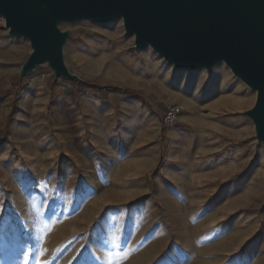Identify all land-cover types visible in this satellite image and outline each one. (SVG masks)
<instances>
[{
	"label": "rangeland",
	"instance_id": "1",
	"mask_svg": "<svg viewBox=\"0 0 264 264\" xmlns=\"http://www.w3.org/2000/svg\"><path fill=\"white\" fill-rule=\"evenodd\" d=\"M60 27L83 83L20 78L29 42L0 22V264H264L255 92L135 50L120 19Z\"/></svg>",
	"mask_w": 264,
	"mask_h": 264
},
{
	"label": "water",
	"instance_id": "2",
	"mask_svg": "<svg viewBox=\"0 0 264 264\" xmlns=\"http://www.w3.org/2000/svg\"><path fill=\"white\" fill-rule=\"evenodd\" d=\"M8 37L29 42L19 77L45 64L54 79L83 82L64 60L72 36L62 24L121 20L134 49L149 46L175 69L223 63L255 92L243 111L264 148V0H0Z\"/></svg>",
	"mask_w": 264,
	"mask_h": 264
},
{
	"label": "built area",
	"instance_id": "3",
	"mask_svg": "<svg viewBox=\"0 0 264 264\" xmlns=\"http://www.w3.org/2000/svg\"><path fill=\"white\" fill-rule=\"evenodd\" d=\"M184 111V106L182 104H169L165 107L163 116H162V123L163 125L170 127L174 126L182 112Z\"/></svg>",
	"mask_w": 264,
	"mask_h": 264
},
{
	"label": "crops",
	"instance_id": "4",
	"mask_svg": "<svg viewBox=\"0 0 264 264\" xmlns=\"http://www.w3.org/2000/svg\"><path fill=\"white\" fill-rule=\"evenodd\" d=\"M72 83H77L76 81L74 82V81H72ZM79 83H81V82H79ZM74 85H76V84H74ZM68 93H70V91L68 90ZM105 95H109L110 93L109 92H105L104 93ZM112 94L113 95H122L121 93H120V91L119 90H114V91H112ZM123 96H125L124 94H123ZM176 99V101H179V100H181L182 98H180V97H177V98H175ZM164 109H165V107H164ZM157 117V116H156ZM159 118V122H160V117H158Z\"/></svg>",
	"mask_w": 264,
	"mask_h": 264
},
{
	"label": "bare ground",
	"instance_id": "5",
	"mask_svg": "<svg viewBox=\"0 0 264 264\" xmlns=\"http://www.w3.org/2000/svg\"><path fill=\"white\" fill-rule=\"evenodd\" d=\"M0 22L2 23V24H4V20H3V18L2 17H0ZM147 47V46H146ZM220 64H222V63H220Z\"/></svg>",
	"mask_w": 264,
	"mask_h": 264
},
{
	"label": "trees",
	"instance_id": "6",
	"mask_svg": "<svg viewBox=\"0 0 264 264\" xmlns=\"http://www.w3.org/2000/svg\"><path fill=\"white\" fill-rule=\"evenodd\" d=\"M81 83H83V82H81Z\"/></svg>",
	"mask_w": 264,
	"mask_h": 264
},
{
	"label": "snow or ice",
	"instance_id": "7",
	"mask_svg": "<svg viewBox=\"0 0 264 264\" xmlns=\"http://www.w3.org/2000/svg\"><path fill=\"white\" fill-rule=\"evenodd\" d=\"M118 239V238H117Z\"/></svg>",
	"mask_w": 264,
	"mask_h": 264
}]
</instances>
